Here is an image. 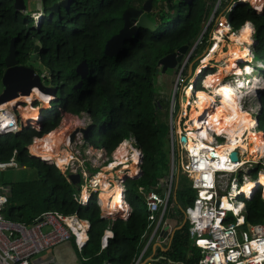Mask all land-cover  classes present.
Here are the masks:
<instances>
[{
	"label": "trees",
	"instance_id": "1",
	"mask_svg": "<svg viewBox=\"0 0 264 264\" xmlns=\"http://www.w3.org/2000/svg\"><path fill=\"white\" fill-rule=\"evenodd\" d=\"M62 1L41 0L45 16L35 26L27 9L26 13L18 12L14 0H0V83L11 41L16 39L18 63L34 70V63L48 64L50 75L43 78L44 85L57 90L49 112L42 113L40 133L28 129L20 134L0 136V162H9L17 151L19 169L27 171L31 167L35 172L23 181L12 183H5L1 176V183L11 187L5 215L10 220L32 224L45 212L77 214L90 222L87 245L81 252L75 246L82 264H133L142 250L141 239L150 223L145 195L159 188L171 170L169 102L158 99L156 89L159 62L184 45H195L218 0H212L211 4L209 0H154L147 17L155 24V30L140 28L116 57L105 55L107 41L122 29L125 10L141 9L146 0H71L67 7L54 12L52 6ZM222 5L225 7L226 3L221 2ZM261 6L237 4L227 13V19L233 30L240 29L234 28L236 22L241 26L250 23L256 29L257 53L264 65ZM207 34L197 51L207 43ZM36 46L40 47L37 52ZM83 62L88 67L85 78L77 72ZM81 81L82 86L76 88ZM260 101L262 128L264 94ZM83 113L92 122L87 139L94 147L110 155L123 141L133 140L143 153L140 177L128 178L124 183L125 200L131 207L127 221L103 219L96 200L89 206H80L73 197L76 185L70 184L54 165L29 155L27 147L34 137L55 130L69 115ZM175 188V199L171 195L168 209L170 212L175 203L181 213L194 204L195 191L182 174L178 175ZM247 208V222L264 225V202L260 195L247 202ZM182 225L180 222L169 247H159L155 252L152 248L150 255L175 264H197L200 252L192 246L188 223L180 228ZM108 229L114 238L102 250V238Z\"/></svg>",
	"mask_w": 264,
	"mask_h": 264
},
{
	"label": "built area",
	"instance_id": "2",
	"mask_svg": "<svg viewBox=\"0 0 264 264\" xmlns=\"http://www.w3.org/2000/svg\"><path fill=\"white\" fill-rule=\"evenodd\" d=\"M221 2L222 0L218 2L216 10H218ZM215 15L214 12L199 40L191 51L188 50L178 64L179 77L174 93L168 100L171 172L166 184H169V190L164 189L163 194L160 185L159 188L145 195L150 223L141 239L142 250L133 264H175L171 261L156 260L154 254L150 255L152 248L155 252L158 247H169L177 230L169 223L168 218V204L172 195L175 170L191 181V187L195 191L194 204L184 210V222L188 223L192 246L200 252V259L197 264H264V225L247 222V202L257 195H260L264 202V153L254 159L249 157L247 150L238 147L235 151L228 153L227 159L223 160L218 157L215 146L223 145L227 139H225V135H218L211 128H207V135L212 141L207 142L211 143L212 148L191 151L187 144V130L191 121V102L195 101L198 92L206 91V87L203 85L205 79L218 71L215 73L208 72L209 69L217 68L213 61L216 59L226 61V58L222 57L226 52L220 53L225 44H228L225 39L226 35L238 32V30H233L230 22L224 20L222 26L215 31L216 37L219 36L221 41L217 40L216 37L214 39L213 36L211 37L212 46L219 45L218 52L214 54L208 64H202L205 55L211 50L212 46L210 45L207 52L200 57L199 70H197L196 75L187 78L186 70L196 56L197 47L202 43V38L212 25ZM29 16L35 26H38L43 22L45 15L42 7H40L29 12ZM251 27L253 39L256 42L253 48L257 51V31L252 25ZM253 48H251V54ZM243 63L237 66L239 75H235L233 72L227 75L222 82L234 85V82L237 83L238 80H241L243 87L239 90L247 95L249 83H252L255 76L250 79L243 77V80L239 78L241 74H246V66L240 68ZM193 68L192 66L190 75H193ZM255 70L261 71L258 77L264 83V65L257 63ZM188 89H193V95L185 108L183 107L184 100L181 101L180 98L178 100V95L180 92L185 98ZM263 94L264 91L258 99ZM54 99L55 97L51 96L48 106H44L43 109L34 108V101L28 104L24 101L13 100L0 104V136L20 134L28 129L40 133L42 130V113L51 108V102ZM258 99L255 102L258 111L252 114L255 115L257 122V132L264 136L259 121ZM246 100L245 96L242 97V106L251 112L252 109L247 105ZM28 108L32 111L30 115L27 112ZM203 120L201 116L199 131L206 127ZM91 123L86 113L71 120L73 133L74 130L79 131L74 141L71 140L72 132L65 129V133L61 134V128H56L40 137H34L27 147L29 155L44 161L42 157L34 155L33 146L35 144L38 145V152L57 153V149L63 148L66 153H63L62 157L56 154L54 159L45 162L57 167L70 184H73L69 179L70 175L80 176V183L76 185L77 190L73 195L79 205L86 207L96 200L103 219L127 221L131 214V207L125 200L124 183L126 179L133 177L129 175L130 170H122L125 164L118 165L120 161L115 157L117 149L108 155L105 150L95 148L87 136L81 132L82 129L89 131ZM56 137L58 139H55ZM182 138H186L185 143L182 142ZM219 140L222 143H219ZM128 141L135 144L133 140ZM136 148L141 153L137 167L138 177H140L143 153L137 146ZM233 154L237 155L236 159H233ZM16 157L17 151H14L9 162H0V179L1 173L6 169L21 168ZM59 158L63 160L60 163L58 162ZM120 164L122 163L120 162ZM115 183H119L122 188L124 208L123 212L117 214L116 218H110L105 215V209L108 211V204L104 203L101 195L113 187ZM247 183H252L254 186L253 190L250 189L251 193L249 194L243 191ZM10 192L11 187L3 185L0 181V264H32L35 257L47 253L65 242L73 241L79 252L87 245L90 222L81 219L77 214L67 216L56 212H45L32 224L8 219L5 210L9 203ZM109 202L112 203V198ZM228 205L229 207H227ZM113 238L114 233L110 229L106 230L102 238V250L108 247L109 241ZM105 264L110 263L106 262Z\"/></svg>",
	"mask_w": 264,
	"mask_h": 264
},
{
	"label": "bare ground",
	"instance_id": "3",
	"mask_svg": "<svg viewBox=\"0 0 264 264\" xmlns=\"http://www.w3.org/2000/svg\"><path fill=\"white\" fill-rule=\"evenodd\" d=\"M247 1L256 5L262 3L264 0H243L242 2L244 3ZM220 33L223 32L220 31ZM216 39L221 41L219 36L216 37ZM255 43L251 24L246 23L241 26L238 32H236V35L232 38L226 54L223 55L224 58L227 57L225 64H221L218 72L212 74L209 77V80H205L203 85L206 87V91L198 92L195 101L191 102V122L189 123V128L187 130V144L191 151H199L208 147L212 148L211 143L207 142H211L212 140L206 134L207 128H211L212 131L218 132V134L222 133L226 135L225 139H227V142L223 144L224 146H215L219 158L226 160L228 153L235 151L238 147H241L243 150H247L249 157H253L254 159L263 155L264 136L255 131L258 127L257 122L255 121V118L251 117L252 113H256V111H258L256 107L253 109L251 104L254 103V105H256L255 102L263 93V81H261V79L257 76L254 77L255 79L252 80V83H249L247 95H244L239 90L243 87L242 81L238 80L237 83H234V85L222 82L227 75H230L237 69V65L239 63L246 61L251 53V48L255 45ZM205 63L206 61H204V64ZM212 77V82L208 83ZM32 93L30 96L21 97L15 101H24L31 104V101L34 99H39L42 102H46L48 106V102L50 101L49 95L42 93L38 89H34ZM201 93L203 94L200 95ZM186 95L183 104V107L185 108L187 106L184 105H188L190 97L193 95V89H188ZM244 96L247 98V105L252 109L251 112L242 106L241 101ZM27 112L28 115H30L32 111L28 108ZM201 116L204 119L203 122L206 124V127L204 128L206 132L204 129L199 131V121ZM60 133H65V129H62ZM55 139L58 138L56 137ZM33 147L35 149L34 155L38 157L40 155L44 156L45 158L42 157L44 161H49L50 159H54L56 157L55 152H38L37 144ZM140 154V151L132 146L130 141L126 140L118 146L115 157L122 163L120 164L119 162L118 165H127V169L130 170V176L134 177L139 174L137 163L139 162ZM62 161L63 160L59 158L58 162L60 163ZM115 184L116 186L114 185L101 195L104 203L108 204V211L105 209V215L110 218H116L117 214L123 212L124 208L122 201V188L119 183ZM250 189L253 190L254 186L252 183H247L243 191L249 194L251 193ZM108 195H111V197ZM110 198H112V203L108 202ZM227 207H229V205Z\"/></svg>",
	"mask_w": 264,
	"mask_h": 264
},
{
	"label": "rangeland",
	"instance_id": "4",
	"mask_svg": "<svg viewBox=\"0 0 264 264\" xmlns=\"http://www.w3.org/2000/svg\"><path fill=\"white\" fill-rule=\"evenodd\" d=\"M219 1L220 0L217 1L216 6L218 5V2ZM242 1L243 0H239V1L238 0H222L223 4L226 3V6L224 7L222 5V7H223L222 8L221 7V4L219 5V8L218 9H221V8L222 9L217 14V16L214 18L213 23L210 26V29H208L209 31L208 30H207L208 32L206 31V33H208L207 34L208 35L207 43L201 49H199V51H197L196 56L190 62L189 66L187 68V71L185 73V75L187 76V78H190L192 76L194 77L196 75L197 70H199L198 67L200 65L199 64L200 57L207 52L208 47L210 45L212 46L213 41L211 40V37L213 36V39L216 37L215 36L216 35L215 34V31L217 30V28H220L222 26L221 24L224 23L223 22L224 20L228 21V19H227V13L229 11H231L233 9V7L235 5H237V4H243V5H246L247 4V5H251L250 2H248V1L247 2H244V3ZM25 2H26L27 10L29 12H33V11H35L34 9H39L40 8V2H39V0H25ZM211 3H212V0H209V4H211ZM262 3H259V4L262 5ZM259 4H257V5H259ZM216 6L214 7L210 18L212 17V15H213L214 12L216 13V11H217L216 10ZM261 7L264 8V3H263V5ZM243 8H245V7H243ZM154 11L156 13L157 10H154ZM208 22H210V19H209ZM240 26H241V23L240 22H236L234 28L235 29H238V28H240ZM204 30H205V28H204ZM229 34L230 35H226V37H225V39H226V41H227L228 44L231 43V40L236 35V32H235V34H233V33H229ZM228 44H225V46L222 48V50L220 51V53L223 52V51L226 52V47H228ZM193 47L194 46H192V47L190 46L189 47V51H191V49ZM252 48H253V46H252ZM218 50H219V45L218 44L212 46L211 47V50L205 55V58H204L202 64H204V61H206L205 64H208V62L213 58L214 54L217 53ZM222 57H224V56H222ZM225 58L227 60V57H225ZM244 62L245 63L242 62L243 65H241L240 68H243V67L246 66V68H247L246 69V74H248V75L241 74L239 78L243 80V77L244 78H249V79L252 76H255V77L257 76L258 77L261 71L260 70H255V66H256L257 63L258 64H261V60H260V56L258 55L257 51L254 48L252 50V54L250 53L249 57ZM213 64H214V66H217V68L214 67V69H209L208 72H210V73H213V72L215 73L219 69V66L221 64L222 65L225 64V60H223V59H221V60L216 59L215 61H213ZM239 64H241V63H239ZM32 65L35 67V70H37V72H41L43 74L42 76L49 77L50 70H49V65L48 64H44L43 62L39 61V63H34ZM195 65H196V68L193 71V75H190L191 67L192 66L194 67ZM161 69L162 68L160 67L158 76L156 78V89L158 91V96L157 97L161 101L167 102L168 100H170V97L174 93L175 85H176V82H177L178 77H179V66L176 69H169L165 73H162ZM248 69H249V71H248ZM239 73L240 72H238L237 69L234 71V74L235 75H239ZM211 75L212 74H210L205 80H209V77ZM212 80H213V77H212V79L210 81H208V83L212 82ZM234 83H236V82H234ZM202 94L203 93H201L200 95H202ZM51 96H53V95H49V97H51ZM179 98H180L181 101L184 100L183 94H181L180 92H179V95H178V100H179ZM33 101H34V103H33V107L34 108L36 107V108H39V109H43L44 106H47L46 102H42L39 99H34ZM33 101H31V102H33ZM183 104H184V101H183ZM251 105H252L251 107L254 109V107H255L254 103H252ZM184 106H187V104H185ZM46 112H49V111L47 110ZM161 113H164V111L161 110ZM74 117H76V116H70L69 115V116L65 117L61 121L60 125L57 128L66 129L68 131H71L72 134H73V130L71 128V120H73ZM251 117L255 118V115L254 114H251ZM216 127H217V125H216ZM261 129H262V131H264V126ZM257 130L258 129H256V131ZM76 131L77 130H74V132H76ZM204 131L206 132L205 129H204ZM217 131H218V128H217ZM217 134H218V132H217ZM218 135H224V134L219 133ZM95 137H97V135ZM225 137H226V135H225ZM218 142L219 143H222L221 140H219ZM235 143H236V141H235ZM132 146H134L136 148V144L133 143ZM95 148H97V147H95ZM85 149H86V146H85ZM63 153H66V151H64L63 148L57 149V153H56L57 155H59L60 157H62V154ZM40 157L45 158L44 156H41V155H40ZM123 168H122V170H129V169H127V165H125V167H123ZM170 172H171V170H170ZM33 174H35V172H34V170L31 167L27 171L26 170H21V169H15V168H8V169H6L5 171H3L1 173V176H2L3 180L5 181V183H12L14 181H23L26 178H29ZM133 175H135V174H133ZM138 175L137 176H134V177H138ZM178 175H179L178 171L175 170V179H174V182H173V185L174 186L172 188L173 199H175L174 192H175V189H176L175 187L177 185ZM169 176H170V173L161 182L162 184L160 186V189H163L161 191L163 194H164V191L165 190H169V184H166L167 178H169ZM171 207L172 208L170 209V212L168 213V215H171V216H168V215L167 216L169 218V223L171 225H173L174 228L177 229L178 226H179V224H180V222H184V219H185L184 210H182L181 213L179 211H177L176 210L177 206L175 205V203L172 204ZM73 243H74L73 241L65 242V243H62V244L56 246L55 248H53L52 249L53 250V253L52 254L54 256V259H58L57 261H60L61 256L59 257V255H66L70 259V260L68 259V262H69L68 264H82L79 255L76 253L75 244H73ZM37 257H41V255H39Z\"/></svg>",
	"mask_w": 264,
	"mask_h": 264
},
{
	"label": "water",
	"instance_id": "5",
	"mask_svg": "<svg viewBox=\"0 0 264 264\" xmlns=\"http://www.w3.org/2000/svg\"><path fill=\"white\" fill-rule=\"evenodd\" d=\"M71 0H64L61 3L52 6L54 12H58L60 7H67ZM154 0H146L141 9L130 7L125 10L123 14L124 25L118 34L109 39L105 46V55L109 57H116L120 54L124 44L130 41L134 36L138 34L140 28L155 30V24L150 21L147 14L152 12ZM188 2L189 0H185ZM15 9L18 12H26L25 0H14ZM16 39L11 41L9 54L5 59L6 71L3 75L0 83V104L16 100L20 97L30 96L34 89H38L42 93L47 95H56L57 90L48 88L44 85L43 76L36 73V71L28 66H23L18 63L16 55ZM190 44L182 46L177 52L172 53L164 57L159 62L162 73L167 72L169 69H176L178 64L182 61L184 55L188 52ZM39 46H36L35 51L39 50ZM77 72L82 78H85L88 74V67L85 62L81 63ZM82 86V81L76 87ZM261 98L258 99V105L261 110ZM261 114V112H260ZM77 130L71 136V140L74 141ZM81 132L87 136V131L82 129ZM182 142H186V138H182ZM237 155L233 154V159H236ZM141 169V168H140ZM141 175V174H140ZM69 179L74 185L80 183L79 175H70ZM186 223L180 227L182 228Z\"/></svg>",
	"mask_w": 264,
	"mask_h": 264
},
{
	"label": "crops",
	"instance_id": "6",
	"mask_svg": "<svg viewBox=\"0 0 264 264\" xmlns=\"http://www.w3.org/2000/svg\"><path fill=\"white\" fill-rule=\"evenodd\" d=\"M40 2V7H42V2L41 0H39ZM35 10V9H34ZM33 94V93H32ZM46 157H48L47 155H45ZM139 163V162H138ZM137 163V165H138ZM116 186V184H115ZM114 190V189H113ZM110 193V192H109ZM111 197V195H108ZM108 196H107V199H108ZM109 202V201H108ZM108 214V213H107ZM75 244V243H73ZM159 248V247H158ZM154 250V248H153ZM53 250L47 252V253H44L41 255V257H36L34 258L32 264H68V259L69 257L66 256V255H59V257L61 256V259L60 261H57L58 259H54V256H53ZM58 257V258H59ZM70 260V259H69Z\"/></svg>",
	"mask_w": 264,
	"mask_h": 264
},
{
	"label": "snow or ice",
	"instance_id": "7",
	"mask_svg": "<svg viewBox=\"0 0 264 264\" xmlns=\"http://www.w3.org/2000/svg\"><path fill=\"white\" fill-rule=\"evenodd\" d=\"M247 30V29H246Z\"/></svg>",
	"mask_w": 264,
	"mask_h": 264
}]
</instances>
